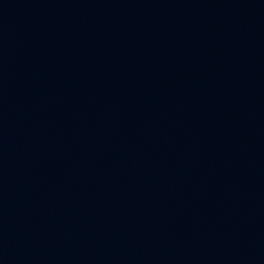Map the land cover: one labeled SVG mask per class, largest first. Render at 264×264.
Returning a JSON list of instances; mask_svg holds the SVG:
<instances>
[{"label": "water", "instance_id": "95a60500", "mask_svg": "<svg viewBox=\"0 0 264 264\" xmlns=\"http://www.w3.org/2000/svg\"><path fill=\"white\" fill-rule=\"evenodd\" d=\"M0 264H264V0H0Z\"/></svg>", "mask_w": 264, "mask_h": 264}]
</instances>
